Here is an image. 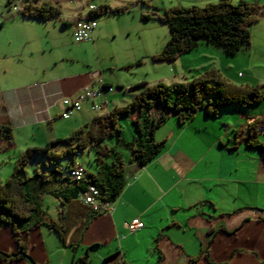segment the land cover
Returning <instances> with one entry per match:
<instances>
[{
  "label": "crops",
  "instance_id": "0c3cea01",
  "mask_svg": "<svg viewBox=\"0 0 264 264\" xmlns=\"http://www.w3.org/2000/svg\"><path fill=\"white\" fill-rule=\"evenodd\" d=\"M42 2L50 3L43 0L38 4ZM76 11L70 18L62 16V23L72 27L74 19L86 15V11ZM56 16H61V9ZM10 45L11 42L6 45L1 42L0 55L1 51L4 57L18 52ZM198 48L210 50L207 56L202 55L207 59L222 50L205 40L194 49ZM251 52L245 54L249 59ZM28 53L34 55L35 51L29 49ZM50 58L36 57L25 73L29 80H20L18 75L24 73L17 70L16 81L20 83H8L1 89L0 93L4 91L0 97L1 124H14L17 129L27 125L40 128L44 121L49 123L56 116L53 108L63 112L62 97H73L83 86L95 83L97 72L92 74L94 79L90 70L62 72L55 67L57 58L49 62ZM218 67L226 71L233 69L227 64ZM101 77L109 85L116 84L115 92L107 94L109 111L128 104L144 87L140 85L142 82H129L126 88L120 80L112 82L106 75ZM89 106L86 103L82 113L91 112ZM162 110L157 105L152 115ZM228 110H235L241 117L245 115L243 125L237 123L238 126L228 129L230 124L222 123L224 131H221L202 109L194 111L192 118L181 124L176 112L168 111L153 137L155 141H163V148L144 165L135 161L127 149V143L137 137L132 121L135 112L120 118L121 140L107 143L121 153L126 181L121 194L110 202V209L93 211L75 195L73 183L59 185L62 197L53 196V207L48 204L46 208L44 199L40 198L43 213L37 221H41V215L45 220H61L65 231L63 241L45 223L32 227L28 222L20 223L17 233L0 224V251L16 252L17 239L27 251L26 257L0 264H71L72 261L77 264H264V156L258 149L245 145L249 138L247 129L241 141L236 140L235 134L238 128L247 127L261 115L251 112V106ZM97 115L90 114V121ZM120 122L129 124L128 134L125 135ZM263 132L264 126L257 129L254 137L260 139ZM53 139L56 138L46 142ZM91 160L90 153L89 165ZM75 161L83 166L76 156ZM96 167L95 161L88 168L95 172ZM133 216L145 224L134 232L125 226Z\"/></svg>",
  "mask_w": 264,
  "mask_h": 264
},
{
  "label": "trees",
  "instance_id": "16d2710c",
  "mask_svg": "<svg viewBox=\"0 0 264 264\" xmlns=\"http://www.w3.org/2000/svg\"><path fill=\"white\" fill-rule=\"evenodd\" d=\"M99 9V12L89 15L93 14L97 18L108 9V6H100ZM22 14L24 17L46 21L60 14V9L49 2L37 5L28 1L23 6ZM257 19V15L253 12V5L243 0L236 3L231 0H218L204 6L168 7L161 21L168 24L169 38L160 52L152 55V59L153 61H173L181 53L194 49L201 40L221 48L227 56L234 55L250 45V36H252L250 26ZM140 85H144L142 90L136 93L125 106L114 107L108 114L94 116L88 124L74 129L64 138L50 140L43 146L27 147L16 158L11 176L3 181L0 178V224L8 226L17 233V226L20 223L28 222L30 227L45 223L57 232L59 239L63 241L65 231L61 220H45L44 215H41V221H37L38 215L43 213L41 194L58 197L59 185L73 183L74 193L78 194V197L88 184L94 185L99 190L100 199L104 201L112 202L120 195L126 181L123 158L115 146L106 142V138L111 136L121 140V128L118 124L120 118L130 117L135 112L132 121L136 127L137 137L134 141L127 143V149L135 161L144 165L153 160L163 148V141H155L153 137L156 129L166 120L168 111L176 112L178 121L183 124L192 118L194 111L199 109L210 116H217L220 109L235 106L245 108L264 98V90L258 85L231 84L217 69L212 68L186 82L179 81L169 85L161 81L153 85L142 82ZM157 105L164 110L153 116L152 113ZM263 126L264 117L254 118L245 129L238 128L235 131L236 140L241 141L242 133L247 129L249 138L245 145L258 149L264 156V141L254 137L257 129ZM12 133L10 125L0 124L2 137L13 141ZM61 141L67 147L57 151V144ZM86 149L97 162V167L95 172H91L88 168L89 164L86 167L83 166L85 176L78 180L70 171L80 165L76 163L75 156H79L81 151ZM33 154H43L47 159L43 164V174L36 171L37 179L25 173V164ZM65 155L72 157L63 171L57 161ZM30 179L36 180L40 193H34L31 189L27 190L26 183ZM47 182L53 185L47 187ZM17 243L16 252L0 251V262L27 256L24 244L18 239ZM32 264L37 263L32 262ZM71 264H77V261H72Z\"/></svg>",
  "mask_w": 264,
  "mask_h": 264
},
{
  "label": "rangeland",
  "instance_id": "374dc122",
  "mask_svg": "<svg viewBox=\"0 0 264 264\" xmlns=\"http://www.w3.org/2000/svg\"><path fill=\"white\" fill-rule=\"evenodd\" d=\"M28 1L38 4L43 0H0V23L2 24L0 44L5 42L6 45L11 42V45L18 49L16 54H8L7 57H4L1 51L0 91L8 83L19 82L16 81L18 79L17 70L24 73L18 75L20 80H29V76L25 73L28 72L33 62H36V57H51L49 62L57 58L55 67L61 69L62 72L90 70L93 79L94 72H101V75H106L112 82L120 80L126 88L129 87V82L137 84L147 82L152 85L159 81L167 83V85L177 81L186 82L212 68L217 69L231 84L258 85L264 90V0H243L253 5V9L256 11L254 13L258 18L250 26L252 36H250V48L246 52L241 51L235 56H227L217 50L219 54L212 55L210 53L211 56L207 59L202 55L207 56L210 50L198 48L181 53L173 61H153L152 59V55L158 54L169 38L168 24L161 21L165 9L174 6H204L218 0H46L58 5L61 9V16L49 18L46 21L23 16L21 7ZM231 1L236 3L239 0ZM88 3H94L98 7L105 4L108 9L96 18L98 33L95 35L94 41H74L71 34L72 27L63 24L61 17L70 18L77 12L76 10L84 11L83 8ZM43 48H45V52L42 51ZM29 49H34L35 56L28 53ZM250 50L252 52L249 59L245 54ZM223 64L233 66V69L231 71L219 69L218 65ZM240 75H244L243 78ZM115 85H111L113 90L108 92V95L115 92ZM125 90L128 92L127 89ZM3 95L4 91L0 93V97L2 98ZM127 98L126 95L125 100ZM83 105L86 106V103ZM83 107L80 111H74L68 118L62 117L61 111L53 108L56 109V116L49 123L44 121L40 128L27 125L17 129L14 124L10 125L13 131V141L0 134L1 180L11 176L16 158L27 147L43 146L49 139L64 138L70 135L74 129L88 124L91 118L90 114L95 115V112L91 110L89 113H82L85 110ZM251 108V112L261 115V118L264 117V98L260 102L252 104ZM228 109L230 108L219 110L216 117L211 116L212 123L216 124L221 131H224L222 123L230 124L228 129H231L232 126H238L235 125L237 123L243 125L246 120L244 114L241 117L235 110ZM128 122L130 124V121ZM129 124L121 123L125 135L128 134L126 126ZM112 139L115 138L108 137L106 142L109 143V140L112 141ZM260 141H264V132L260 136ZM57 147V151H59L64 150L67 145L61 141L58 142ZM71 157V155H65L57 161L63 171L65 165L71 162ZM76 158L86 167L88 164L87 149L81 151ZM45 160L47 159L43 154L31 155L25 164V173L34 177L33 179H37L35 173L39 171L43 174ZM90 163L91 165L88 167L91 169L95 165L93 158ZM33 179L26 183V188L27 190L31 189L34 193H40L36 180ZM46 185L48 187L53 183L47 182ZM41 195L40 198L44 199L46 208L48 204L54 206L53 195L45 193Z\"/></svg>",
  "mask_w": 264,
  "mask_h": 264
},
{
  "label": "built area",
  "instance_id": "2783aa9c",
  "mask_svg": "<svg viewBox=\"0 0 264 264\" xmlns=\"http://www.w3.org/2000/svg\"><path fill=\"white\" fill-rule=\"evenodd\" d=\"M86 15L79 16L72 22V38L74 41H89L94 39V32L97 26L95 15L90 13L99 12V7L94 3H88L83 8ZM97 72L95 83H89L82 87L73 97H62L63 112L62 117L68 118L74 111H80L84 103H88L92 112H98L99 115L108 114L107 93L113 90V87L102 79L101 72ZM73 176L80 180L85 176L83 166L78 165L73 168ZM100 192L94 185H87V188L79 195L80 201L89 206L93 211H107L110 209V202L100 199ZM145 224L139 217H132L126 222V228L129 231H135Z\"/></svg>",
  "mask_w": 264,
  "mask_h": 264
},
{
  "label": "bare ground",
  "instance_id": "6f19581e",
  "mask_svg": "<svg viewBox=\"0 0 264 264\" xmlns=\"http://www.w3.org/2000/svg\"><path fill=\"white\" fill-rule=\"evenodd\" d=\"M71 173H72V175H73V170L72 171H70Z\"/></svg>",
  "mask_w": 264,
  "mask_h": 264
}]
</instances>
